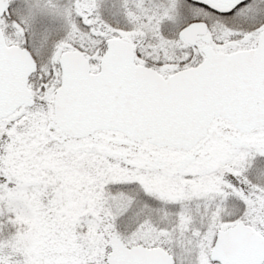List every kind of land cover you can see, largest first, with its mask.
Returning a JSON list of instances; mask_svg holds the SVG:
<instances>
[{
    "label": "rangeland",
    "instance_id": "374dc122",
    "mask_svg": "<svg viewBox=\"0 0 264 264\" xmlns=\"http://www.w3.org/2000/svg\"><path fill=\"white\" fill-rule=\"evenodd\" d=\"M8 1L0 19L6 42L28 49L37 72L29 82L34 106L0 120V264H107L115 238L125 248H161L175 264H215L218 230L243 221L264 235V128L242 136L251 147L233 148L226 137L236 131L223 121L199 143L198 162L179 170L152 169L146 161L157 150L128 151L113 142L121 134L97 133L104 140L95 148L91 137L63 140L51 123L62 52H82L97 72L106 41L126 39L137 61L168 77L198 64L208 45L179 38L189 23L207 25L216 52L254 47L264 0L224 16L185 0ZM189 207L204 218H190Z\"/></svg>",
    "mask_w": 264,
    "mask_h": 264
},
{
    "label": "water",
    "instance_id": "95a60500",
    "mask_svg": "<svg viewBox=\"0 0 264 264\" xmlns=\"http://www.w3.org/2000/svg\"><path fill=\"white\" fill-rule=\"evenodd\" d=\"M227 14L247 0H189ZM0 0V17L8 9ZM203 23L189 25L185 41L194 45ZM207 41V39H204ZM205 59L167 78L134 64L132 47L107 41L100 71L90 72L86 58L68 51L59 58L60 86L54 95L55 128L64 138L81 139L96 131H118L130 139L190 149L221 116L241 132L264 127V30L254 49L232 54L203 49ZM36 63L27 50L7 47L0 30V119L20 106H32L27 88ZM116 240V239H114ZM210 260L218 264H264V236L242 222L217 232ZM107 264H174L161 248L129 249L116 240Z\"/></svg>",
    "mask_w": 264,
    "mask_h": 264
},
{
    "label": "flooded vegetation",
    "instance_id": "af4514ba",
    "mask_svg": "<svg viewBox=\"0 0 264 264\" xmlns=\"http://www.w3.org/2000/svg\"><path fill=\"white\" fill-rule=\"evenodd\" d=\"M90 3H91V0L89 2V5H92ZM179 38H181L180 35H179ZM203 39L204 38H202L201 40L200 39L197 40L196 43L197 42H203L204 43ZM196 43H195V45H196ZM209 44H210V39H209ZM202 48L200 49L201 56H202ZM211 48H212V46H211ZM134 53H135V50H134ZM88 60H89V58H88ZM135 62H136V64H138L140 66H144L146 68H150V69L156 70L151 65L145 64L144 62H142L140 60L137 61L135 59ZM193 66H195V65H193ZM189 67H192V66H189ZM180 70H182V69H180ZM54 74H55V77H53L54 78L53 79V82H52L53 84H55L57 81L58 82L60 81V71L59 70H54ZM40 78L41 77L38 76L37 79L35 80V82L38 80V83L40 84L41 83ZM30 83L28 81V85H29V87L31 89L32 86H31ZM32 97H33V93H32ZM223 121L224 120L222 118H219V117L215 118L212 121L211 125H210V128H209L208 133H207L208 134L207 137H209L211 134H213V132H214V130L216 128L222 127L224 125L223 124ZM235 131L236 132L233 135H229V136L226 137L227 138V142L233 148H243V147L246 148V147H251L250 143L246 139H244L242 137L243 135L248 134V133H240L237 130H235ZM113 133H115V132H113ZM117 134H119V133H117ZM121 136H123V135H121ZM91 138L93 140H95V142H96L95 148L98 147L97 146V141L98 140H104V137L102 135H100V134H95V135L91 136ZM113 142H116V143L121 144V145H126L128 151H130L132 149H137V150L140 151L142 149V146H141L142 144H144V148H145L146 151H148L149 147L152 148V149H154V150H157L156 152L155 151H151L150 152L151 153L150 155H153L154 156V162L153 163H150V162L146 161V165H150L149 167H151L152 169H155V168H157V169H163L168 164H171V165L177 166V168L179 170H183L188 165H190V164L193 165V164H195V163L198 162V159H199L198 156L200 154V151L199 150H200V147H201V146H197L194 150L192 149L190 151H185V150H182V149H172V148H165V147H157V146L151 145V143L148 140H144V141L128 140L124 136H123V138L118 137L117 139H114ZM106 143L108 144V140L106 141ZM258 148H262L263 149L262 150V156H264V145H258ZM164 149H170V150H175L177 152H181L183 154V156L179 157L178 159H170V160L169 159H164V157L162 156V154L159 152L160 150H164ZM104 153L105 154H111V153L106 152L105 149H104ZM111 155L114 156L113 154H111ZM116 155L118 157H121L119 154H116ZM124 158H125V156H124ZM201 164H203V162H201ZM155 165H158V166H155ZM188 209H190V210H188V212H186V213L189 214V215H191V216H189L190 218H194V217H198V218L203 217L204 218V216H201V214H204V213H201L200 211H195L191 207H189Z\"/></svg>",
    "mask_w": 264,
    "mask_h": 264
},
{
    "label": "bare ground",
    "instance_id": "6f19581e",
    "mask_svg": "<svg viewBox=\"0 0 264 264\" xmlns=\"http://www.w3.org/2000/svg\"><path fill=\"white\" fill-rule=\"evenodd\" d=\"M237 8H238V7H237ZM237 8H236V9H237ZM232 12H233V11H232ZM232 12H231V13H232Z\"/></svg>",
    "mask_w": 264,
    "mask_h": 264
}]
</instances>
